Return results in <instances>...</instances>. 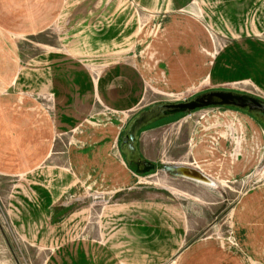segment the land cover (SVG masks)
I'll use <instances>...</instances> for the list:
<instances>
[{"label": "crops", "instance_id": "obj_1", "mask_svg": "<svg viewBox=\"0 0 264 264\" xmlns=\"http://www.w3.org/2000/svg\"><path fill=\"white\" fill-rule=\"evenodd\" d=\"M185 1L139 0L144 10L162 11L163 31L145 58V39L120 0L69 10L65 0H0V147L12 150L0 151V177H17L8 218L20 240L48 252L42 264H164L173 257L171 264H264V183L242 193L231 213L233 244L224 240L219 249L210 238L187 239L194 230L182 206L147 181L158 170L136 175L118 148L157 76L168 86L158 92L210 76L212 62L205 74L199 69V48L208 43L196 30L199 19L173 15ZM234 1L225 0L227 11H264V0ZM28 39L31 52L22 51ZM209 109L198 121L186 114L143 128L138 154L154 163L179 157L186 141L187 163H180L191 167V160L212 185L244 175L264 157L263 126L243 111ZM78 200L85 205L69 206Z\"/></svg>", "mask_w": 264, "mask_h": 264}, {"label": "rangeland", "instance_id": "obj_2", "mask_svg": "<svg viewBox=\"0 0 264 264\" xmlns=\"http://www.w3.org/2000/svg\"><path fill=\"white\" fill-rule=\"evenodd\" d=\"M65 2L69 5V10L72 6L75 9H77V6L82 8V5L93 3L94 0H65ZM234 2L241 3L240 0ZM120 3L131 10L130 16L134 18L133 20L138 25L136 30H138L139 37L143 35L145 39L143 50L146 58L147 54L150 55L149 52H152L150 48H153L151 41L158 38V35L163 31L161 29L162 21L160 17H157V15L162 14V11L153 10L150 12L144 10L141 8L142 5L139 0H120ZM226 6L225 0H186L185 5L180 9L181 12L173 13L178 18L192 19V16H189V14H192L199 19L203 28L195 23L196 27L199 28L196 30L198 33H203L208 41L205 48L202 44V47L199 48V69L202 74H205L212 62V70L208 79L203 75L198 79L195 86H185L177 89V91L166 92H158L160 88L162 91L168 88V86L165 87L164 77L160 74L157 76L158 80L156 77L155 81L145 86L144 103H148L149 106L162 101H181L211 89H227L248 93L264 101V11L257 12L255 9L249 8L247 11L229 12L225 9ZM232 15L235 17L234 21L230 20ZM256 16H258L257 19ZM193 21L195 20L193 19ZM248 23H252L253 33L249 32ZM147 24L150 27H145ZM236 27H240V31L245 33L243 38L240 37V33L236 32ZM52 35L53 33L48 30L43 33L41 39L48 41L47 37ZM200 39L202 40L203 37H200ZM28 41L30 42L31 39L21 43L22 51L31 52V44ZM39 107L40 112L46 114L44 105ZM142 108L146 107L135 109L133 115ZM208 110L210 109L196 110L188 114L186 119L187 121H198ZM177 117L180 116L176 114L163 118L149 126ZM189 147L190 145H187L185 141L181 147L178 146L177 150L182 152L179 157L162 155L159 157V161L155 162L157 164H165L166 162L170 164L169 162H173L174 164L183 165L180 162L187 163ZM0 151L8 153L12 150L9 146L4 148L1 145ZM190 161L189 166H196L192 165ZM147 181H152V185H155L158 190L167 189L169 193L165 192V194L170 195L171 193L179 202V206H182L189 228H191V231L194 230L191 235L187 236V239L210 238L219 243L217 244L219 249H223L225 238L228 237L229 239L231 213L242 193L248 188L264 183V157L244 175L233 179L212 180L215 183L212 186L200 185L194 182H177L173 180V177L160 170L148 178ZM17 182L16 176L0 177V264H42L48 252L37 250L20 240L8 218V201L10 195L14 194ZM101 201L106 202L107 199L104 198ZM92 202L93 204L99 203L90 199L89 203L92 204ZM83 203L80 200L73 201L69 206L78 209L81 205H85ZM173 260L174 257L164 264H171Z\"/></svg>", "mask_w": 264, "mask_h": 264}, {"label": "water", "instance_id": "obj_3", "mask_svg": "<svg viewBox=\"0 0 264 264\" xmlns=\"http://www.w3.org/2000/svg\"><path fill=\"white\" fill-rule=\"evenodd\" d=\"M227 108L243 111L264 128V101L254 95L227 89H211L181 101H162L151 104L135 113L127 121L119 137L118 148L126 165L133 167L136 175H145L157 170L173 177L187 179L203 185H212L198 170L180 164H156L143 159L137 152L138 132L156 122L176 114H190L205 108Z\"/></svg>", "mask_w": 264, "mask_h": 264}, {"label": "built area", "instance_id": "obj_4", "mask_svg": "<svg viewBox=\"0 0 264 264\" xmlns=\"http://www.w3.org/2000/svg\"><path fill=\"white\" fill-rule=\"evenodd\" d=\"M225 240H226L227 242H229V244H233V240H232V238H231V236H230V233H229V239H228V237H227V238H225Z\"/></svg>", "mask_w": 264, "mask_h": 264}, {"label": "trees", "instance_id": "obj_5", "mask_svg": "<svg viewBox=\"0 0 264 264\" xmlns=\"http://www.w3.org/2000/svg\"><path fill=\"white\" fill-rule=\"evenodd\" d=\"M178 115H179V116H181L182 114H178ZM141 130H142V129H141ZM141 130H140V131H141ZM130 168H131V169H133V167H132V166H130Z\"/></svg>", "mask_w": 264, "mask_h": 264}]
</instances>
